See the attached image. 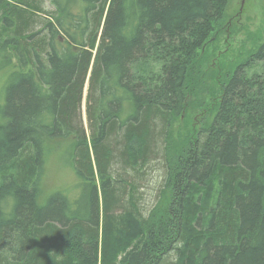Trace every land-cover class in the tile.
<instances>
[{
    "label": "trees",
    "instance_id": "1",
    "mask_svg": "<svg viewBox=\"0 0 264 264\" xmlns=\"http://www.w3.org/2000/svg\"><path fill=\"white\" fill-rule=\"evenodd\" d=\"M227 3L0 0V264H264V44L195 99Z\"/></svg>",
    "mask_w": 264,
    "mask_h": 264
},
{
    "label": "rangeland",
    "instance_id": "2",
    "mask_svg": "<svg viewBox=\"0 0 264 264\" xmlns=\"http://www.w3.org/2000/svg\"><path fill=\"white\" fill-rule=\"evenodd\" d=\"M46 7L51 9L49 5ZM262 42H264V0H228L222 20L216 25L198 57L199 73L195 74L198 92L195 99L203 96L202 109L217 108L221 95V85L218 82L225 81V77L230 76L237 65L255 53ZM213 77L218 80L212 81ZM194 100L188 103L191 104ZM206 115L207 113L191 116L193 129L199 130L205 125L208 120ZM184 119L186 118H180L172 126L171 141L174 146H181L186 141L188 128L184 125ZM134 229L135 225L131 222L130 234L135 231ZM137 236L132 235V242L123 240L121 243L123 242L128 250L136 248L138 246L133 241L140 239ZM118 261L122 262L121 255Z\"/></svg>",
    "mask_w": 264,
    "mask_h": 264
},
{
    "label": "flooded vegetation",
    "instance_id": "3",
    "mask_svg": "<svg viewBox=\"0 0 264 264\" xmlns=\"http://www.w3.org/2000/svg\"><path fill=\"white\" fill-rule=\"evenodd\" d=\"M262 44H264V42H262V43L260 44V46H261ZM260 46H259V47H260Z\"/></svg>",
    "mask_w": 264,
    "mask_h": 264
},
{
    "label": "bare ground",
    "instance_id": "4",
    "mask_svg": "<svg viewBox=\"0 0 264 264\" xmlns=\"http://www.w3.org/2000/svg\"><path fill=\"white\" fill-rule=\"evenodd\" d=\"M171 196V195H170Z\"/></svg>",
    "mask_w": 264,
    "mask_h": 264
}]
</instances>
